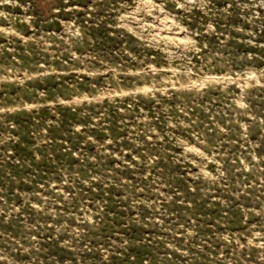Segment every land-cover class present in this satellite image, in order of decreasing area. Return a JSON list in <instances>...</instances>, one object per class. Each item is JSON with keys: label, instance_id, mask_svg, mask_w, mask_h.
Segmentation results:
<instances>
[{"label": "rangeland", "instance_id": "rangeland-1", "mask_svg": "<svg viewBox=\"0 0 264 264\" xmlns=\"http://www.w3.org/2000/svg\"><path fill=\"white\" fill-rule=\"evenodd\" d=\"M0 264H264V0H0Z\"/></svg>", "mask_w": 264, "mask_h": 264}, {"label": "bare ground", "instance_id": "bare-ground-1", "mask_svg": "<svg viewBox=\"0 0 264 264\" xmlns=\"http://www.w3.org/2000/svg\"><path fill=\"white\" fill-rule=\"evenodd\" d=\"M171 38V37H170ZM164 39H166V38H164ZM173 40H174V37L172 38ZM168 40V39H167ZM173 40H171V41H173ZM176 40V39H175ZM177 41H178V39H177ZM175 42V41H174Z\"/></svg>", "mask_w": 264, "mask_h": 264}]
</instances>
